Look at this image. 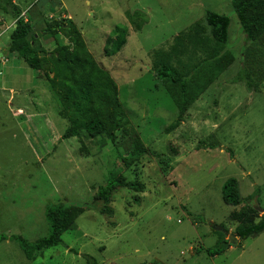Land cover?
Returning a JSON list of instances; mask_svg holds the SVG:
<instances>
[{
	"label": "rangeland",
	"instance_id": "rangeland-1",
	"mask_svg": "<svg viewBox=\"0 0 264 264\" xmlns=\"http://www.w3.org/2000/svg\"><path fill=\"white\" fill-rule=\"evenodd\" d=\"M61 1L0 0V264H87V257L97 264H264V230L235 236L239 221L258 219L256 204L264 210V42H245L231 0H63L95 60L115 76L127 115L113 140L83 129L63 139L69 121L59 114L63 93L46 80L48 62L35 70L2 56L19 17L30 24L40 55L68 44L60 33L43 32L56 21L68 24ZM133 10L145 13L140 29L142 18H127ZM206 10L230 19L228 64L167 133L178 111L153 70L164 61L185 71L207 55L213 42ZM117 24L127 25L128 39L106 56ZM239 71L246 79L231 82ZM135 136L167 164L146 153L126 165L120 156L133 149ZM113 168L143 190L118 187L110 203L94 199ZM230 177L257 212L249 218L239 213L246 204L222 200ZM56 203L85 209L60 244L29 260L10 237L33 242L47 235L44 212ZM230 235L223 253H205Z\"/></svg>",
	"mask_w": 264,
	"mask_h": 264
},
{
	"label": "trees",
	"instance_id": "trees-1",
	"mask_svg": "<svg viewBox=\"0 0 264 264\" xmlns=\"http://www.w3.org/2000/svg\"><path fill=\"white\" fill-rule=\"evenodd\" d=\"M232 8L238 18L240 28L246 43L264 42V0H231ZM142 18L146 23L145 13L136 10L128 13L127 18ZM68 24L61 21L55 25L46 26L45 34L55 36L57 33L68 38V44H57L46 56L32 47L30 37V24L23 18H17L15 27L10 34V41L2 53L4 58L10 56L23 60L30 68L40 70L46 60L49 69L45 71L46 80L56 86L63 93L65 107L60 115L69 121V126L64 130L61 138L76 137L83 129L90 137L106 136L113 140L116 131L127 122V115L119 99L118 86L110 73L101 67L82 37L81 31L75 23L68 19ZM203 23L209 28L208 39L213 42L211 50L196 64L181 71L167 62H161L153 73L164 86L166 93L177 108L176 119L165 129L167 133L179 127L184 120L186 112L202 93L220 76L228 64V26L230 19L225 14L206 10ZM128 36V27L117 24L110 36L106 38L103 51L106 56L119 52L125 45ZM44 60V61H43ZM246 74L239 71L231 82H240L246 79ZM246 87L251 90L249 81ZM149 153L157 157L162 167L167 164L166 158L161 154L150 151L138 136H135L133 149L120 159L128 165L129 162L139 159ZM118 187H125L134 191H142L143 185L137 181H129L116 169L107 172L105 183L99 186L94 194V199L110 203L112 193ZM222 200L231 206L246 204L239 212L249 218L250 211L257 213L253 206H248L249 198L240 196L238 182L234 177L228 178L222 187ZM85 206L82 204L56 203L46 207L45 219L48 223V233L33 242L21 236H12L10 239L18 243L27 259L32 260L45 248L58 245L62 242L61 236L72 228L75 220L83 213ZM235 214L232 219L235 220ZM238 217V216H236ZM235 227V236L246 239L253 234L264 230V213L258 219L239 221ZM6 239L2 237L1 240ZM230 246V238L218 240L214 246L205 249L208 256L223 253ZM87 264H97L87 257Z\"/></svg>",
	"mask_w": 264,
	"mask_h": 264
},
{
	"label": "crops",
	"instance_id": "crops-1",
	"mask_svg": "<svg viewBox=\"0 0 264 264\" xmlns=\"http://www.w3.org/2000/svg\"><path fill=\"white\" fill-rule=\"evenodd\" d=\"M61 1V0H60ZM63 1V0H62ZM62 1H61V6L64 8V10H65V15L64 16H67V18L68 19H71L72 20V16H71V14L68 12V11H66V9H65V7H64V5H63V3H62ZM41 7H43V8H45V5H41ZM128 11H130V10H128ZM133 11H136V10H133ZM133 11H131V12H133ZM141 11V10H140ZM125 12H127V11H125ZM125 12H123L122 13V16L124 15L125 16ZM73 21V20H72ZM74 22V21H73ZM75 23V22H74ZM81 31V30H80ZM127 39H128V36H127ZM85 41V40H84ZM86 43V42H85ZM126 44V43H125ZM86 45H87V43H86ZM87 48L89 49V47H88V45H87ZM90 51V50H89ZM120 52V51H119ZM118 53V52H117ZM108 70H110L109 68H108ZM109 73H110V75L111 76H113L114 77V80H115V76L114 75H112V73L110 72V71H108ZM116 81V80H115ZM117 83V82H116ZM118 86V85H117ZM163 86V85H162ZM118 91H119V87H118Z\"/></svg>",
	"mask_w": 264,
	"mask_h": 264
},
{
	"label": "water",
	"instance_id": "water-1",
	"mask_svg": "<svg viewBox=\"0 0 264 264\" xmlns=\"http://www.w3.org/2000/svg\"><path fill=\"white\" fill-rule=\"evenodd\" d=\"M261 214L262 213H264V210L263 209H261V208H259V206L256 204L255 206H254ZM217 229H221V227H218ZM230 242H232V239H233V235H230ZM234 241L236 242L237 241V239H234Z\"/></svg>",
	"mask_w": 264,
	"mask_h": 264
}]
</instances>
